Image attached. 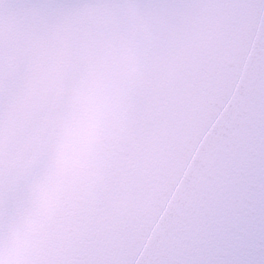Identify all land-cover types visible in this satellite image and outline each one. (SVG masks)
Returning a JSON list of instances; mask_svg holds the SVG:
<instances>
[{"label":"snow or ice","instance_id":"obj_1","mask_svg":"<svg viewBox=\"0 0 264 264\" xmlns=\"http://www.w3.org/2000/svg\"><path fill=\"white\" fill-rule=\"evenodd\" d=\"M0 264H264V0H0Z\"/></svg>","mask_w":264,"mask_h":264}]
</instances>
